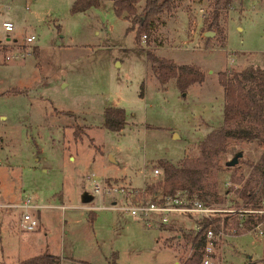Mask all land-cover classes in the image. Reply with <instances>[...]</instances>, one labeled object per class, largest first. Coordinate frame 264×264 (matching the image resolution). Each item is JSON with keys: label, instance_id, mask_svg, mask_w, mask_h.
I'll list each match as a JSON object with an SVG mask.
<instances>
[{"label": "rangeland", "instance_id": "obj_1", "mask_svg": "<svg viewBox=\"0 0 264 264\" xmlns=\"http://www.w3.org/2000/svg\"><path fill=\"white\" fill-rule=\"evenodd\" d=\"M76 1L0 0V205L14 206L29 197L52 207L41 212L47 234L43 226L36 235L18 234L9 221L0 228V264H7L4 255L10 251L14 259L8 264H18L47 250L90 264H107L115 253L119 264H174L176 259L184 263L192 251L185 238L177 237L193 230L196 217L176 220V231H160L123 213L86 210L81 202L86 192L95 197L87 208H102L112 200L94 194L87 177L94 173L102 181L141 188L144 173L160 169L159 161L179 165L197 157L207 134L222 126L224 94L218 74L264 69V0H231L220 11L219 31L210 37L206 20L214 0H181L178 8L184 7V14H164L138 45L136 32L129 30L131 19L115 13L116 0H103L98 9L74 14ZM143 8L144 1L139 12ZM9 19L15 25L11 35L2 25ZM31 35L37 37L39 58L32 54L12 60L8 40L25 44ZM145 52L179 65H196L204 74L202 84L185 94L175 81L163 86ZM107 108L126 111L127 125L121 133L104 128ZM263 149L257 142L228 140L220 168L207 180L209 191L221 200L214 203L216 208H226L227 201L229 207L242 208L226 183L239 187L232 179L246 175ZM238 152V164L227 168L225 163ZM159 179L149 178L147 183ZM207 200L215 201L213 196ZM62 205L67 209L55 208ZM0 211L17 220L21 214L7 207ZM223 218L237 215L219 217ZM241 232L245 228L235 234ZM11 233L20 237L10 238ZM244 235L228 238L242 254L238 258L229 251L226 259L231 264H241L247 254L255 261L262 257L261 243ZM215 253L217 263L218 248Z\"/></svg>", "mask_w": 264, "mask_h": 264}, {"label": "trees", "instance_id": "obj_2", "mask_svg": "<svg viewBox=\"0 0 264 264\" xmlns=\"http://www.w3.org/2000/svg\"><path fill=\"white\" fill-rule=\"evenodd\" d=\"M144 1V8L139 12L138 6ZM103 0H77L72 13H85L91 9L101 7ZM181 0H116L114 10L118 17L130 18L132 26L130 31L136 32V44L144 34L152 33L157 20L164 14L175 11ZM231 0H214L212 11L209 13L206 24L208 32H217L220 29V11L229 7ZM127 15V17H126ZM34 54L39 58L38 49ZM147 60L157 80L164 86L175 81L178 89L184 94L186 90L204 80L202 71L191 65H177L174 61L160 58L153 52H145ZM218 83L223 89L224 104L222 110V126L211 131L200 143L199 154L195 158H185L178 165L166 161H159L161 177L156 183L147 184L150 194H161L164 197L174 196L179 191H189L197 194L199 198L208 203H221L217 193L209 191L207 180L213 171L220 167V157L226 153L228 140L252 143L257 142L264 147V69L248 67L242 71H223L218 74ZM127 125V113L119 108H107L104 112V128L113 133H121ZM249 172L239 174L233 182L240 185L234 189L242 207L246 210L261 209L264 201V149L259 159L249 164ZM215 187V184H214ZM213 196L215 201H208ZM200 230L185 231L180 236L190 245L191 255L183 264H201L204 258L205 233L212 229L227 231L232 226L237 227L243 223L245 229H251L260 222L264 216L245 215L240 218L223 220L197 221ZM176 231L174 225L163 226ZM187 232V233H186ZM179 238V235L178 237ZM63 259L50 253L29 258L19 264H61ZM66 261V260H63ZM75 264L73 261H68ZM264 264V254L259 262ZM80 264H89L81 262ZM107 264H118L117 254L108 259Z\"/></svg>", "mask_w": 264, "mask_h": 264}, {"label": "built area", "instance_id": "obj_3", "mask_svg": "<svg viewBox=\"0 0 264 264\" xmlns=\"http://www.w3.org/2000/svg\"><path fill=\"white\" fill-rule=\"evenodd\" d=\"M3 29L8 35H11L15 31V25L11 21L3 22ZM146 38V36H145ZM37 37L31 35L25 39V44H20L18 40L7 43L10 44L11 50L14 55L11 56L12 60H24L28 55H34V51L37 48L36 45ZM35 49H34V48ZM12 53V54H13ZM232 63V61H229ZM160 169H153L150 174L144 173V185L141 188H134L131 185L118 183L114 181L100 180L96 174H90L87 177L94 188V194L97 193L102 196H108L112 200L108 206L105 207H92L85 208L86 210H107L113 212H119L128 215L132 219L140 221L147 228L154 229L163 226L173 225L178 219H194L197 220H212L219 218L220 216H234L243 217L245 215H257L258 217L264 216V201L261 202V209L251 211L246 210L244 207L234 209L229 207L227 201L226 208H216V204L208 203L199 198L197 194L190 193L189 191H179L174 196L164 197L161 194L155 193L150 194L147 191V180L149 178H160ZM227 189H238L230 181L226 183ZM93 195V194H91ZM94 202V201H93ZM92 202V203H93ZM91 203V204H92ZM10 208L21 210L20 214V228L23 232L34 233L40 230L41 222L38 213L44 209L50 208L49 206L39 205L33 203L28 197L22 204L14 206H2L0 208ZM62 210H66L67 207H56ZM223 214V215H221ZM219 216V217H214ZM201 226L198 222L193 225V230H200ZM239 229H244L243 223L239 222L237 228L230 229L227 231L219 230L214 232L209 229L205 233V247H204V258L201 264H218L214 262L213 255L215 249L218 248L219 243L224 240L234 237ZM245 232L253 235L254 238L264 237L263 222H260L251 229H245ZM0 242H1V231H0ZM217 246V248H215ZM61 264H65L62 260Z\"/></svg>", "mask_w": 264, "mask_h": 264}, {"label": "crops", "instance_id": "obj_4", "mask_svg": "<svg viewBox=\"0 0 264 264\" xmlns=\"http://www.w3.org/2000/svg\"><path fill=\"white\" fill-rule=\"evenodd\" d=\"M181 3V2H180ZM180 3H179V5H180ZM185 4V3H184ZM179 7V6H178ZM184 7H180V8H177L175 11H172V12H170L169 13V15H175V16H181V15H183L184 14V12H182V10L181 9H183ZM181 11V12H180ZM180 12V13H179ZM163 16V15H162ZM161 16V17H162ZM7 21H12V20H7ZM13 22V21H12ZM15 39H19V37H16ZM10 40V39H9ZM8 40V41H9ZM38 48H40L39 46H38ZM162 58V57H161ZM164 58V57H163ZM164 59H167V58H164ZM172 60V59H171ZM172 61H174V60H172ZM175 62V61H174ZM176 63V62H175ZM177 64V63H176ZM177 65H179V64H177ZM191 66H195V67H197L196 65H191ZM197 68H199V67H197ZM200 69V68H199ZM202 83H200V84H194V85H201ZM194 85H192V86H194ZM192 86H190L189 88H191ZM188 88V89H189ZM188 89L186 90V92L188 91ZM185 92V93H186ZM184 93V94H185ZM6 118H3V120H5ZM221 127V126H220ZM212 131V130H211ZM209 134V133H208ZM71 160H74V158H71ZM132 186V185H131ZM60 199H62V196H61V198ZM35 202V201H34ZM35 203H37L38 204V202H35ZM22 204V203H21ZM14 205H20V204H14ZM62 206H64V205H62ZM50 208H48V209H51L52 207L51 206H49ZM57 206H55V208H56ZM54 208V209H55ZM0 209H2V208H0ZM56 209H58V208H56ZM44 210H46V209H44ZM43 211V210H42ZM42 211H40L39 213H38V215H39V218H40V222H41V227H40V230L39 231H37V232H34V233H26V232H24L23 233V231L21 230H19L18 229V224H19V222H20V215H19V220H17V219H14V218H12V217H9V218H7L4 214H3V212L2 211H0V228H3V226H5V225H7V222L9 221V223L12 225V227L14 228V230L18 233V234H27V235H36V234H38L40 231H42V226L45 228V234H47L48 232H47V229H46V227H45V224L42 222ZM6 215H7V213H5ZM94 218H95V216H94ZM237 218H240L239 216H237ZM10 219H12L11 221H10ZM236 219V218H235ZM133 220H135V219H133ZM20 225V224H19ZM154 229H158V230H160V231H164V230H162V229H165V227H159V228H154ZM162 233V235H163V232H161ZM18 234H15L14 235V233H11L10 234V238H17V237H20V235H18ZM244 234H246V232H241V233H238V234H236L234 237H237V240L239 239V237H242ZM245 236V235H244ZM161 238V237H160ZM159 238V239H160ZM158 239V243H160L161 241ZM180 239H181V236L179 237V240L178 241H180ZM230 239V238H229ZM229 239H226V240H224L223 242H222V244H220L219 245V247H218V258H217V261H218V264H231V263H229L228 261H227V259H226V257H227V254H228V252L229 251H231V250H233V252H232V256H234V257H240V256H242V254L239 252V250H237V248H236V245H235V243L233 244V243H229L228 242V240ZM254 241H256V242H259V243H261V246H262V251H263V254H264V237H262V238H255V240ZM163 246V245H162ZM163 248H164V246H163ZM168 248V247H167ZM167 248H164V249H167ZM169 249H171V250H173V252H174V254H175V258L177 257V252L174 250V249H172L171 247L169 248ZM191 250V249H190ZM45 253H50V254H52L49 250H47ZM263 254H262V257H263ZM42 255V254H41ZM52 255H54V256H57V257H59V258H61V259H63V260H66V261H73V262H84V263H88V262H86V261H81V260H77L76 258H74V257H72V256H60V255H55V254H52ZM118 257H119V255H118ZM262 257L261 258H259L258 259V261H255V258H253V256L252 255H250V254H247L246 256H245V258H244V260L241 262V264H252V263H255V262H259L261 259H262ZM12 259H14V257H13V254H11V251L10 252H7L5 255H4V260H5V263H7L8 264V262H10V261H12ZM118 261H119V258H118ZM22 262V261H21ZM21 262H19V263H21ZM18 263V264H19ZM181 263H183L182 261L181 262H179L177 259H176V261H175V263L174 264H181ZM90 264V263H89ZM118 264H119V262H118ZM257 264H259V263H257Z\"/></svg>", "mask_w": 264, "mask_h": 264}, {"label": "water", "instance_id": "obj_5", "mask_svg": "<svg viewBox=\"0 0 264 264\" xmlns=\"http://www.w3.org/2000/svg\"><path fill=\"white\" fill-rule=\"evenodd\" d=\"M208 37H210L211 35H213V33L209 32L206 34ZM242 158V153L238 152L236 153L232 159L228 160L225 163V166L227 168H233L238 164V159ZM95 200V197L93 195H91L90 193L86 192L83 194L81 202L84 205H88L91 204L93 201Z\"/></svg>", "mask_w": 264, "mask_h": 264}]
</instances>
